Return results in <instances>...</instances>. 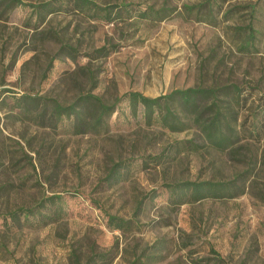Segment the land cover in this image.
Listing matches in <instances>:
<instances>
[{
    "label": "rangeland",
    "instance_id": "374dc122",
    "mask_svg": "<svg viewBox=\"0 0 264 264\" xmlns=\"http://www.w3.org/2000/svg\"><path fill=\"white\" fill-rule=\"evenodd\" d=\"M130 1L175 9L155 24L66 12L37 24L32 8L21 5L0 18V264H77L74 253L84 264L93 252L106 258L92 264H264V0H216L213 16L197 17L184 5L204 0ZM249 24L255 40L247 46ZM62 43L81 54L55 57ZM103 44L111 47L107 55L83 54ZM229 83L253 93L243 115L259 107L250 118L257 136L242 133L230 151L209 146L191 123L181 131L146 124L123 95ZM86 92L119 99L100 133L73 134L66 119L50 126L16 102L31 94L69 103ZM160 153L159 162H145ZM121 160L122 175L107 179ZM233 178L243 193L175 206L164 186ZM52 194L62 196L60 221L5 224L7 210ZM107 213L133 217L137 226L112 229Z\"/></svg>",
    "mask_w": 264,
    "mask_h": 264
},
{
    "label": "trees",
    "instance_id": "16d2710c",
    "mask_svg": "<svg viewBox=\"0 0 264 264\" xmlns=\"http://www.w3.org/2000/svg\"><path fill=\"white\" fill-rule=\"evenodd\" d=\"M215 2L216 0H204L184 5V8L189 13L195 12L196 17L201 13L213 16ZM19 5L32 8L37 24L41 23L46 15L57 12L80 14L88 19L114 24L127 22L134 18H136L135 21H148L155 24L175 9L165 5L155 7L141 2L134 3L130 0L111 3H100L96 0H45L37 3L23 0H0V18L8 17L9 13ZM220 7L221 5L218 9ZM247 30L246 44L248 46L255 40V30L250 24ZM110 50L111 47L103 44L83 54L90 58H97L107 55ZM79 54L81 52L76 47L62 43L55 57L66 56L75 59ZM51 61L47 67L52 65ZM123 95L127 99L131 115L137 116L141 110L146 124H156L170 131H181L191 123L200 130L208 145L218 151L232 150L242 139V133L247 132L250 136H257L255 119L250 121V118L256 116L259 107L257 106L255 110L250 108L245 115L242 114L244 109L253 105L254 102L249 103L253 93L250 89L244 93L243 87L236 83L213 87L178 88L154 97L136 90L126 91ZM118 100L116 98L109 103L92 92L79 94L69 103L31 94H23L16 98L17 105L25 114H30L34 119H46L50 126H56L66 119L73 134L100 133L106 130L108 119L117 110ZM39 106L42 108L39 109ZM187 142L193 144L192 140ZM162 156L163 153L147 156L145 162L148 163L151 160L159 162ZM126 168L127 165L123 160L114 162L108 170L107 179H117L122 175V170ZM236 180V178L225 181L183 180L165 183L164 186L168 189L169 203L175 206L185 202L201 201L205 198L237 196L243 193V188ZM61 199L60 194H52L41 198L31 206H18L7 210L2 217L5 224L9 218L15 226L35 224L45 226L58 222L64 217L65 211ZM106 216L107 225L115 230L126 232L137 226V220L133 217L124 218L110 213ZM73 256L77 264H82L78 253H74ZM155 256L159 255H153L154 258ZM104 258H106L105 253L93 252L86 258L84 264H92Z\"/></svg>",
    "mask_w": 264,
    "mask_h": 264
}]
</instances>
